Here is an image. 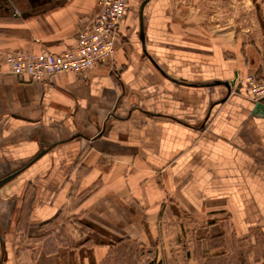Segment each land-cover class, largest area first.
Segmentation results:
<instances>
[{
    "label": "crops",
    "instance_id": "crops-1",
    "mask_svg": "<svg viewBox=\"0 0 264 264\" xmlns=\"http://www.w3.org/2000/svg\"><path fill=\"white\" fill-rule=\"evenodd\" d=\"M139 1L113 59L50 83L3 53L73 47L97 0H4L0 258L15 224L29 264H216L234 243L264 264V107L240 81L264 77V0Z\"/></svg>",
    "mask_w": 264,
    "mask_h": 264
},
{
    "label": "built area",
    "instance_id": "built-area-1",
    "mask_svg": "<svg viewBox=\"0 0 264 264\" xmlns=\"http://www.w3.org/2000/svg\"><path fill=\"white\" fill-rule=\"evenodd\" d=\"M96 10L79 28L77 43L61 53H34L17 49L3 53L7 71L32 82L55 83L65 74L85 76L106 60L113 59L121 41L120 27L127 17L128 0H97ZM250 97L264 107V77L249 74L240 79Z\"/></svg>",
    "mask_w": 264,
    "mask_h": 264
},
{
    "label": "rangeland",
    "instance_id": "rangeland-1",
    "mask_svg": "<svg viewBox=\"0 0 264 264\" xmlns=\"http://www.w3.org/2000/svg\"><path fill=\"white\" fill-rule=\"evenodd\" d=\"M142 2H143V0L136 2V5L134 7H132L134 14L137 16L140 13ZM217 4L219 7L222 6V9H224L226 2L224 0H218ZM230 4H231L230 2H227V6ZM238 10H239L238 18L236 19L235 23L238 22V19H239L240 10H241L240 5H238ZM219 13H220V15L218 16V22L221 23L220 27H224V26L230 25L232 23V21H230L232 15L230 14L229 11L223 10V12L221 11ZM233 23H234V21H233ZM7 212H6V214H4V217H6V215L9 216V214H10V212H12V210H8ZM8 218L10 220V217H8ZM21 228L22 227H18V226L16 227L15 224H13V225L8 224V227H4V233H7V236L9 235L8 236L9 237L8 249L10 252V256H9L10 258L5 260L4 264H23V263L29 264L30 263V258L26 255L29 258V260L25 262V261H23V259H22L23 256L21 254L23 251V253L25 252V253H30L29 255H33V249H32L33 244L31 243V239H29L26 235L21 234L22 237H20V235H18V231L20 232ZM229 251L230 252H229L227 258H225L223 256L221 258L214 259L213 262L216 264H242L244 256L241 255L240 251H245V250H240L239 244L234 243V246H232V249L230 248ZM17 255H18V257L20 255V257H22V258H17ZM15 259L16 260L20 259V261L17 260V262H16ZM146 260H147L146 258H144V259L138 258L137 260L135 259V261H136L135 264H147ZM153 261H155V259ZM176 261H178V259H176ZM151 263H153V262H151Z\"/></svg>",
    "mask_w": 264,
    "mask_h": 264
},
{
    "label": "water",
    "instance_id": "water-1",
    "mask_svg": "<svg viewBox=\"0 0 264 264\" xmlns=\"http://www.w3.org/2000/svg\"><path fill=\"white\" fill-rule=\"evenodd\" d=\"M148 2V0H144V2H143V4H142V9H143V7H144V5L146 4ZM141 14H142V10H141ZM141 40H142V42L144 43V40H145V38H144V29H143V21H142V25H141ZM217 84H224V85H226L228 88H232V86L235 84V80H232V81H217ZM259 105V107H263L262 105H260V104H258ZM9 178V177H8ZM8 178H6V179H4V181H7L8 180ZM3 181V182H4ZM3 182H1L0 184H2Z\"/></svg>",
    "mask_w": 264,
    "mask_h": 264
},
{
    "label": "flooded vegetation",
    "instance_id": "flooded-vegetation-1",
    "mask_svg": "<svg viewBox=\"0 0 264 264\" xmlns=\"http://www.w3.org/2000/svg\"><path fill=\"white\" fill-rule=\"evenodd\" d=\"M0 9H2V10H4V9L9 10V8L6 7V5L4 4V0H0ZM0 235H1V231H0ZM3 259H4V260L6 259V252H5V251H3V253H2V256H1V258H0V262H1Z\"/></svg>",
    "mask_w": 264,
    "mask_h": 264
}]
</instances>
